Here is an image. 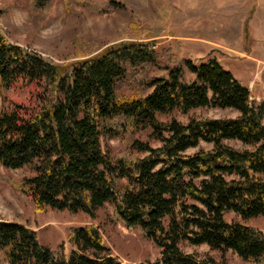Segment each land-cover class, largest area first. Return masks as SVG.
Masks as SVG:
<instances>
[{
  "label": "trees",
  "instance_id": "obj_1",
  "mask_svg": "<svg viewBox=\"0 0 264 264\" xmlns=\"http://www.w3.org/2000/svg\"><path fill=\"white\" fill-rule=\"evenodd\" d=\"M33 2L43 9L51 0ZM91 55L59 65L0 33V165L31 171L20 191L40 211L95 219L110 206L127 229L161 250L154 264H223L184 254L185 243L264 264V232L245 224L264 217V100H254L216 59L164 68L144 42ZM152 68L166 75L149 77ZM206 108L238 116H192L187 123L174 117ZM110 139L124 149L104 151L102 140ZM228 213L242 221H228ZM68 246L52 249L35 231L0 219L7 264H124L94 225L71 229Z\"/></svg>",
  "mask_w": 264,
  "mask_h": 264
},
{
  "label": "rangeland",
  "instance_id": "obj_2",
  "mask_svg": "<svg viewBox=\"0 0 264 264\" xmlns=\"http://www.w3.org/2000/svg\"><path fill=\"white\" fill-rule=\"evenodd\" d=\"M0 33L11 44L34 50L59 65L71 64L86 54L93 56L121 42L149 43L164 68L180 65L187 59L196 64L216 59L249 87L254 100H264V0H51L43 9L37 8L33 0H0ZM147 74L162 77L166 72L152 68ZM124 92L131 94L132 89L128 87ZM9 96L21 100L17 92ZM192 116L226 119L235 118L238 113L206 108L188 115L174 114L182 123ZM141 139L146 140V136ZM227 143L242 148L240 143ZM200 147L212 148L206 143ZM102 148L120 152L124 145L118 139L102 140ZM31 174L27 168L9 170L0 165L1 220L22 224L35 231L43 245L52 249L64 245L67 251L71 229L94 225L111 253L124 264H154L160 260L161 250L141 232L127 229L110 206L100 209L95 219L67 210H38L18 188L20 180ZM226 219L242 221L234 213H228ZM245 224L264 232V217ZM180 248L197 259L255 264L243 261L231 251H213L206 245L185 243ZM0 264H7L1 254Z\"/></svg>",
  "mask_w": 264,
  "mask_h": 264
}]
</instances>
